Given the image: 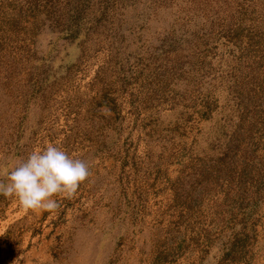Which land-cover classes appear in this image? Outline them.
Returning a JSON list of instances; mask_svg holds the SVG:
<instances>
[{"label":"rangeland","instance_id":"1","mask_svg":"<svg viewBox=\"0 0 264 264\" xmlns=\"http://www.w3.org/2000/svg\"><path fill=\"white\" fill-rule=\"evenodd\" d=\"M48 143L91 174L0 264H264V0H0V182Z\"/></svg>","mask_w":264,"mask_h":264},{"label":"clouds","instance_id":"2","mask_svg":"<svg viewBox=\"0 0 264 264\" xmlns=\"http://www.w3.org/2000/svg\"><path fill=\"white\" fill-rule=\"evenodd\" d=\"M90 174L85 160L48 143L14 165L0 182V195L16 199L25 211H54L59 206L54 197L71 196Z\"/></svg>","mask_w":264,"mask_h":264}]
</instances>
